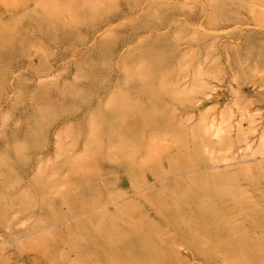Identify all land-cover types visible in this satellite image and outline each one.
Wrapping results in <instances>:
<instances>
[{"label": "rangeland", "instance_id": "rangeland-1", "mask_svg": "<svg viewBox=\"0 0 264 264\" xmlns=\"http://www.w3.org/2000/svg\"><path fill=\"white\" fill-rule=\"evenodd\" d=\"M0 264H264V0H0Z\"/></svg>", "mask_w": 264, "mask_h": 264}]
</instances>
